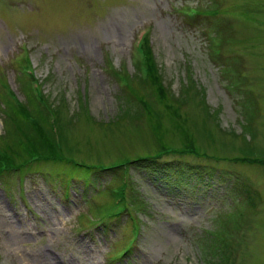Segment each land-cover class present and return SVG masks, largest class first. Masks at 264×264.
<instances>
[{"label": "rangeland", "instance_id": "374dc122", "mask_svg": "<svg viewBox=\"0 0 264 264\" xmlns=\"http://www.w3.org/2000/svg\"><path fill=\"white\" fill-rule=\"evenodd\" d=\"M0 155V264H264V0H0Z\"/></svg>", "mask_w": 264, "mask_h": 264}, {"label": "trees", "instance_id": "16d2710c", "mask_svg": "<svg viewBox=\"0 0 264 264\" xmlns=\"http://www.w3.org/2000/svg\"><path fill=\"white\" fill-rule=\"evenodd\" d=\"M146 39V38H145ZM147 42H146V40H141L140 41V43H139V49H140V51L142 52V55L144 56V58H148L149 57V52H148V50H147V44H146ZM146 63H147V65L148 66H151V64H150V60L148 59L147 61H146ZM145 65V64H144ZM146 66V65H145ZM151 68V67H150ZM34 100V99H33ZM35 101V100H34ZM35 103L37 104V106H39V104L37 103V101H35ZM45 113V112H44ZM23 114H24V111H23V106L22 105H20L19 104V106H16V107H14L13 109H9L8 111H7V125H9V123H11V126H14V123H15V121H16V117L17 116H23ZM25 116H26V114H25ZM27 117H29V118H32L33 119V121H35L34 122V124H37L39 121H38V119H37V117H35V116H33V115H29V116H27ZM44 119L45 120H47L48 118H47V116H45L44 117ZM45 120H42L41 122H40V125H39V127L41 128V129H46V127H45V124H44V122L43 121H45ZM45 123L47 124L48 123V120L47 121H45ZM26 124V123H25ZM48 125V124H47ZM48 131H49V125H48ZM16 133H18L19 134V137L21 136L22 137V139H26L27 138V135L29 134L30 135V128L29 127H27L26 125H19V128L17 129L16 128V131H15ZM50 132V131H49ZM52 139V138H51ZM36 140H37V143H39L38 142V139L36 138ZM35 141V140H34ZM33 141V142H34ZM52 141L54 142V139H52ZM37 143H35L34 142V144H37ZM33 144V145H34ZM54 144H55V142H54ZM52 145V144H51ZM50 145V146H51ZM35 146V145H34ZM43 147V146H42ZM35 150H36V152H37V154H35V155H31L32 157H30L31 159L32 158H41V151L42 152H44L45 154H49L50 155V150H47V149H45L46 147H43V149L41 148V147H33ZM167 150H171V149H163V150H161V152L163 153V152H166ZM192 149H188V151H191ZM40 151V152H39ZM193 151V150H192ZM160 154V151H158L157 152V155H159ZM28 161V160H27ZM75 163V165H77V162H74ZM7 165V161L5 160L4 161V157H2V155H0V167H2V168H0V169H5V166ZM83 167H85L84 165H82ZM88 168V167H87ZM112 168H114V167H112ZM112 168H110V169H112ZM102 170H106V169H102Z\"/></svg>", "mask_w": 264, "mask_h": 264}]
</instances>
